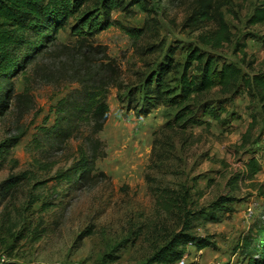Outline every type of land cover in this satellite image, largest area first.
Masks as SVG:
<instances>
[{"label":"rangeland","instance_id":"rangeland-1","mask_svg":"<svg viewBox=\"0 0 264 264\" xmlns=\"http://www.w3.org/2000/svg\"><path fill=\"white\" fill-rule=\"evenodd\" d=\"M102 2L87 1L13 80L9 108L0 117V144L17 141L0 183L11 175L25 178L0 197V263L142 264L185 221L191 233L214 242L201 250L188 244L186 264L237 262L238 240L264 220V101L244 88L224 93L218 87L202 101L227 108L219 119L204 116L205 123L185 130L166 125L180 110L171 98L180 90L192 49L249 75L264 72V24L249 22L259 0H231L223 8L231 39L217 48L200 37L217 26H183L192 0H145L149 10L139 4L114 10L118 23L90 36V22L103 20ZM146 24L153 29L139 38L123 29ZM166 63L173 68L163 81L167 93L140 116L129 98L136 92L133 106L144 105L148 79L158 84ZM104 77L111 78L110 114L98 133L106 154L97 160L96 172L105 176L74 190L56 175L88 149L90 125L81 123L65 142L45 141L40 129L55 122L61 99ZM252 158L260 170L244 178ZM222 194L238 198L230 215L211 222L194 214Z\"/></svg>","mask_w":264,"mask_h":264},{"label":"trees","instance_id":"trees-1","mask_svg":"<svg viewBox=\"0 0 264 264\" xmlns=\"http://www.w3.org/2000/svg\"><path fill=\"white\" fill-rule=\"evenodd\" d=\"M87 1L89 0H0V117L4 116L9 108L16 75L28 67L32 60L43 52L45 46L53 43L58 31L66 27L75 14L80 13ZM230 1L192 0L189 12L183 20V26L201 29L213 24L217 28L211 27L201 34L202 42L213 48L229 42L231 34L223 8ZM135 4L149 10L145 0H103V20L98 25L90 22L89 28L92 30L88 33L94 36L118 23L112 18V12L127 10L128 6ZM88 19H94V16ZM249 22L253 25L264 24V0H259ZM151 25L146 24L143 28L123 26V29L133 38H139L145 30L153 29ZM84 41L82 39L81 43ZM194 62H196V72L191 74L189 70ZM172 70L170 63L161 65L157 74L158 84L155 86L152 85L153 79H148L147 95L141 107L136 104L133 106L137 100V93L134 92L130 96L131 108L135 107L140 116L147 115L167 93L163 81ZM110 79L104 77L83 86L70 97L61 99L57 105L58 114L55 122L40 129L45 141L55 139L65 142L77 135L81 123L87 122L90 125L91 130L85 139L88 149L81 150L80 158L56 175L60 181L74 190H80L100 180L101 176H105L104 172H96V163L106 154L104 143L98 133L103 130L110 114L107 103ZM218 87L224 93H232L244 88L255 92L264 101V72L249 75L235 64L226 61L219 64L217 57L206 55L197 47L192 49L181 76L180 90L171 98L172 103L180 105V110L174 121L166 126L177 125L185 130L190 125L205 123L204 116L219 119L227 112V108L202 101L206 94ZM199 104L201 109L196 112L195 106ZM16 141L10 139L0 144V170L4 167ZM259 170L258 161L252 158L247 163L248 172L241 176L252 179ZM239 176L236 175V178L238 179ZM24 178V175L19 174L3 180L0 183V197L2 199L8 197ZM236 201L238 198L234 195L222 194L208 208H202L194 214L211 222H219L224 216L233 212ZM186 223L185 221L183 228L174 233L142 264H175L184 255L188 244H193L198 250L214 245L211 236L203 237L191 233L189 230L191 225ZM235 252L239 253L240 260L227 264H264V220L242 235L235 246ZM0 264L21 263L8 261Z\"/></svg>","mask_w":264,"mask_h":264},{"label":"built area","instance_id":"built-area-1","mask_svg":"<svg viewBox=\"0 0 264 264\" xmlns=\"http://www.w3.org/2000/svg\"><path fill=\"white\" fill-rule=\"evenodd\" d=\"M177 264H186V255H183L178 261Z\"/></svg>","mask_w":264,"mask_h":264}]
</instances>
